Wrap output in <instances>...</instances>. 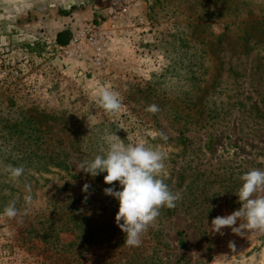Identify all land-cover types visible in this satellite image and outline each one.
I'll return each instance as SVG.
<instances>
[{
    "label": "rangeland",
    "instance_id": "374dc122",
    "mask_svg": "<svg viewBox=\"0 0 264 264\" xmlns=\"http://www.w3.org/2000/svg\"><path fill=\"white\" fill-rule=\"evenodd\" d=\"M54 2L0 0V214L12 200L27 213L0 215V264H264V232L210 230L241 207L239 177L264 170V0ZM98 86L120 93L118 113L95 103ZM112 132L164 152L181 197L139 247L124 244L103 191L119 183L77 169ZM4 165L25 172L12 181ZM60 209L89 216L96 239L75 241Z\"/></svg>",
    "mask_w": 264,
    "mask_h": 264
},
{
    "label": "clouds",
    "instance_id": "9594fccd",
    "mask_svg": "<svg viewBox=\"0 0 264 264\" xmlns=\"http://www.w3.org/2000/svg\"><path fill=\"white\" fill-rule=\"evenodd\" d=\"M66 10L76 0H64ZM55 7V2L51 4ZM95 103L107 114L114 115L123 107V98L120 93L111 86H98L93 92ZM159 107L149 105L146 111L156 114ZM160 137L167 141L165 133L157 131L153 137ZM106 150L97 154L93 159H83L78 164V170H82L92 177L106 173L103 179L105 184L113 185L118 182L120 190L115 187L105 188L104 194L114 197L118 202V211L115 214V223L125 234L124 244L130 247H139L142 236L160 215V209H169L176 206L181 198L179 193H174L165 183L164 170L166 154L157 147L146 146L145 142L126 144L114 132L104 137ZM3 171L12 181H19L25 168L23 165H4ZM242 181L238 191L235 192L241 207L226 216L215 217L210 230L214 233H222L225 227L238 233L241 230L264 232V170L250 169L239 177ZM91 185L85 183L82 191L89 194ZM25 190L30 193L31 186L25 185ZM87 195L85 200H87ZM26 203H30V194L24 197ZM16 200L10 201L3 209L4 217L14 219L21 213L16 207ZM243 221V224H241ZM239 222V223H238ZM238 223V226H236Z\"/></svg>",
    "mask_w": 264,
    "mask_h": 264
},
{
    "label": "trees",
    "instance_id": "16d2710c",
    "mask_svg": "<svg viewBox=\"0 0 264 264\" xmlns=\"http://www.w3.org/2000/svg\"><path fill=\"white\" fill-rule=\"evenodd\" d=\"M61 14L67 15L68 12L62 11ZM59 36H60V34L57 36V38H59ZM60 42H62V41H60ZM71 147L73 148V146H71ZM66 149L67 148H65V147H63L61 149V156L63 158H65V160H63L62 162L60 161V164L58 165L64 171L69 170V167L66 164V159L68 158L69 154L66 152ZM74 151H75V149H74ZM71 211L72 210L60 209V211H59L60 216L57 219V221L61 222V226H62L63 230L70 232L74 236L75 241H77V239H79V238H82V240L85 243H87V244L91 243L92 239H96V237H97L96 231H98L100 229V227H98L95 222H91V220H90L91 218L89 216H87V215L83 216L82 214H79L78 212H76V210H74L73 212H71ZM67 212H69V215H66ZM52 229L54 230V228H51V230ZM34 235L38 236L39 234L35 233ZM48 235H50V234H48L47 230L46 231L43 230V232L40 234V237L42 239H45L48 237Z\"/></svg>",
    "mask_w": 264,
    "mask_h": 264
}]
</instances>
